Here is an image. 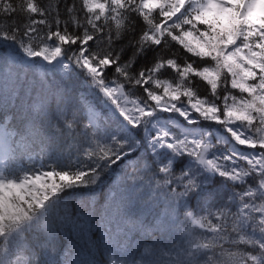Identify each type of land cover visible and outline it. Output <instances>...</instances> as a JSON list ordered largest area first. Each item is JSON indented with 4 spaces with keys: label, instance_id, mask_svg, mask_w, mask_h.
Instances as JSON below:
<instances>
[{
    "label": "snow or ice",
    "instance_id": "obj_1",
    "mask_svg": "<svg viewBox=\"0 0 264 264\" xmlns=\"http://www.w3.org/2000/svg\"><path fill=\"white\" fill-rule=\"evenodd\" d=\"M0 264H264V0H0Z\"/></svg>",
    "mask_w": 264,
    "mask_h": 264
},
{
    "label": "trees",
    "instance_id": "obj_2",
    "mask_svg": "<svg viewBox=\"0 0 264 264\" xmlns=\"http://www.w3.org/2000/svg\"><path fill=\"white\" fill-rule=\"evenodd\" d=\"M106 192H107V188L103 189V190L99 193L100 198H101V202H103V197H104V195H105Z\"/></svg>",
    "mask_w": 264,
    "mask_h": 264
}]
</instances>
